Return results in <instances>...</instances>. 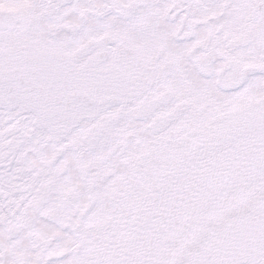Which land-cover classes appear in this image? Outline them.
I'll use <instances>...</instances> for the list:
<instances>
[{
	"label": "snow or ice",
	"instance_id": "snow-or-ice-1",
	"mask_svg": "<svg viewBox=\"0 0 264 264\" xmlns=\"http://www.w3.org/2000/svg\"><path fill=\"white\" fill-rule=\"evenodd\" d=\"M0 264H264V0H0Z\"/></svg>",
	"mask_w": 264,
	"mask_h": 264
}]
</instances>
